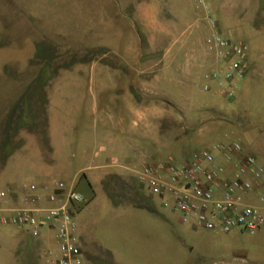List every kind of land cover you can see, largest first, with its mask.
Returning <instances> with one entry per match:
<instances>
[{"label": "rangeland", "instance_id": "rangeland-1", "mask_svg": "<svg viewBox=\"0 0 264 264\" xmlns=\"http://www.w3.org/2000/svg\"><path fill=\"white\" fill-rule=\"evenodd\" d=\"M156 6V0H0V121L18 88L21 130L39 129L44 122V89L76 86L90 100L97 98L101 135H104L110 124L102 122L112 110L102 98L112 94L115 85L109 71H119L122 77L116 85L123 88V76L136 69L133 66L136 62L130 57L140 52L139 41L143 51L157 52L156 26L161 24L163 14L159 11L158 15ZM178 59L171 63L167 82L154 83L158 97L165 95L163 109L170 113L157 124L165 138L185 131L196 136L192 142L180 144L186 152H192L229 141L240 142L242 133L249 130L255 134L264 132V62L250 71L237 86L235 97L229 100L219 87L210 94L200 92L201 80L196 83L198 89L188 87V62L182 56ZM146 63L150 71L161 67L155 60ZM188 89L193 97L200 99L198 106L189 102ZM167 102H173L179 109L169 108ZM157 106L158 100L149 99L151 113L159 111ZM173 117L175 122L171 124ZM75 126L73 135L86 140L83 150L90 152L93 146L87 145V141L94 132L91 118L82 115ZM36 145L27 147L29 153L36 150ZM6 149L4 146L3 153ZM13 168L14 162L10 161L0 175V191L7 196L12 189ZM35 180L36 174L32 172L15 179L23 189ZM137 184L135 191L132 189L134 195L141 203L154 206L153 212L132 203L113 206L98 187L95 199L84 210L74 213L81 235L97 259H114L119 264H264V248L260 247H264V234L242 230L223 234L193 222L179 223L177 213L163 208L155 199L158 197ZM76 190L88 195L82 186ZM134 195L125 190L114 191L110 196L131 202ZM2 230L15 233L16 227L0 224ZM0 248L3 252L11 248V241L4 234H0ZM86 264L97 263L87 259Z\"/></svg>", "mask_w": 264, "mask_h": 264}, {"label": "crops", "instance_id": "crops-1", "mask_svg": "<svg viewBox=\"0 0 264 264\" xmlns=\"http://www.w3.org/2000/svg\"><path fill=\"white\" fill-rule=\"evenodd\" d=\"M203 1L204 6L199 5L198 0H156V12L158 15L159 11L163 14L161 24L156 26L155 35L159 38V41L155 40L157 52L143 51L141 40L139 41L140 52L130 57L136 62L133 65L136 69L128 71L127 75L123 76L125 78L123 88L116 85L120 83L122 77L119 71H109V76L113 77V85H115L111 88L112 94L102 98L109 104V110H112V113H108L105 118L106 121L102 122L103 125L110 124V129L104 135H101L97 98L94 101L90 100L80 87L76 86L70 88L49 86L44 89L43 124L39 129L21 130V91L16 89L17 93L4 109L0 121V175L4 173L10 161L14 162L12 189L9 196L0 199V216L14 208L32 207L29 201L32 195L40 198L34 206L41 208L51 206L46 197L53 191L55 182H62L66 187L75 189L82 186L88 191L87 197L83 194L87 199L86 204L77 212L84 210L95 199L98 187L108 195H106L108 201L113 206L123 205L125 202L132 203L136 207L144 206L152 212L155 210L154 206L141 203L142 200L134 195L135 182L138 183L137 172L145 163H161L169 159L179 162L185 159L190 152H186L180 144L192 142V138L196 136L188 135L185 131L181 135L173 133L169 138L164 137L157 124L168 118L170 113L168 109H163L165 95L158 97L159 91L155 90L157 86L154 83L167 82L171 63L179 60L178 56H182V60L188 62L186 65L188 87L198 89L196 83L201 80L200 92L210 94L212 90H217L218 81L205 78L210 72L223 70L220 60L209 54L205 48V39L210 34L208 17L213 18V16H216L218 30L222 36L232 42H244L248 46V40L251 44L248 46L247 75L236 83V88L243 83L251 70L259 68L264 62V0ZM258 21L262 22L257 24ZM148 44L152 43L149 41ZM148 60L157 61L161 67L155 72L150 71L146 63ZM115 62L119 63V61ZM179 66L178 64V73H180ZM209 67L211 70L207 71ZM205 85H208L207 90L204 89ZM70 92L75 95H68L67 93ZM194 98L191 93L189 102L198 106L200 99L194 100ZM149 99L158 100L159 111L155 113L149 111ZM167 103L166 106L169 108L179 109L176 104L173 105V102ZM82 115L91 118L94 128L93 134L89 136L91 138L87 141V145L93 146L88 153L83 150L86 140L73 135L75 122ZM174 122L173 117L171 124ZM208 123L211 124V121ZM223 123L219 125L222 126ZM250 131L242 133V141L238 140L242 146L241 155H253L257 163L264 168V132L255 134ZM231 132L233 131L228 133L229 136H232ZM165 140L167 144L164 143ZM39 141L42 148L39 147ZM233 142L216 145H228ZM34 143L37 144L36 150L29 153L27 147ZM4 146L7 151L3 153ZM201 150H209L214 156V166H222L228 172L233 169L238 159L235 156L231 162H227L222 153L215 149V145ZM25 172L36 174V180L30 183L36 188L34 192L16 184L15 179L20 178ZM137 185L142 186L139 183ZM262 189H264V175L261 189L257 193ZM125 190L133 193L131 202L129 199H114L110 196L114 191ZM155 199L161 203L160 199ZM251 204L264 213V202L253 197ZM178 222L183 223L180 216ZM75 224L82 264H86L87 259H92L97 264H119L114 259L99 260L94 253H90L92 248H88L76 221ZM2 231L0 234H4L7 241H11V248H7L5 252L0 248V264H47V252H50L53 258L58 255L52 231L42 230L38 236H33L30 232L17 227L15 233ZM254 233L264 234V226L251 234Z\"/></svg>", "mask_w": 264, "mask_h": 264}, {"label": "built area", "instance_id": "built-area-1", "mask_svg": "<svg viewBox=\"0 0 264 264\" xmlns=\"http://www.w3.org/2000/svg\"><path fill=\"white\" fill-rule=\"evenodd\" d=\"M198 4L205 5L203 0H198ZM208 25L210 34L205 39V48L220 60L223 70L210 72L205 78L217 80L223 95L231 100L235 97L237 81L248 70V46L222 36L212 17H208ZM204 89L207 90L208 85ZM215 149L227 162L235 156L238 158L230 172L222 166H214V156L209 150H197L179 162L169 159L145 163L136 179L149 194L160 199L163 208L177 213L183 223L193 222L198 227L223 234L236 229L249 233L258 231L264 226V213L251 204V199L256 197L264 202V189L257 193L261 189L264 168L253 155H241L239 142L215 145ZM53 187L46 197L51 206H34L40 198L32 195L29 198L32 207L9 210L0 216V224L24 229L33 236L40 235L42 230L52 231L58 255L53 258L47 252L46 263L82 264L74 213L87 199L62 182H55ZM26 188L31 192L36 190L34 185ZM6 197L4 192L0 193V199Z\"/></svg>", "mask_w": 264, "mask_h": 264}, {"label": "clouds", "instance_id": "clouds-1", "mask_svg": "<svg viewBox=\"0 0 264 264\" xmlns=\"http://www.w3.org/2000/svg\"><path fill=\"white\" fill-rule=\"evenodd\" d=\"M133 123H135V122H133Z\"/></svg>", "mask_w": 264, "mask_h": 264}]
</instances>
